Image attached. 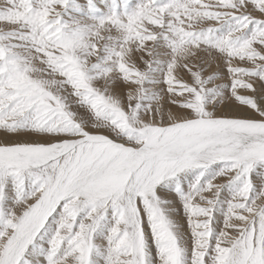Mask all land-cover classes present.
Returning <instances> with one entry per match:
<instances>
[{
  "label": "snow or ice",
  "instance_id": "6c2138e0",
  "mask_svg": "<svg viewBox=\"0 0 264 264\" xmlns=\"http://www.w3.org/2000/svg\"><path fill=\"white\" fill-rule=\"evenodd\" d=\"M0 264H264V0H0Z\"/></svg>",
  "mask_w": 264,
  "mask_h": 264
},
{
  "label": "rangeland",
  "instance_id": "374dc122",
  "mask_svg": "<svg viewBox=\"0 0 264 264\" xmlns=\"http://www.w3.org/2000/svg\"><path fill=\"white\" fill-rule=\"evenodd\" d=\"M256 180V178L254 177V181Z\"/></svg>",
  "mask_w": 264,
  "mask_h": 264
}]
</instances>
